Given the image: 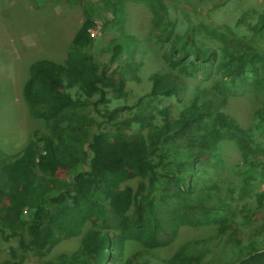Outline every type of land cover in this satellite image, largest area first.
I'll return each instance as SVG.
<instances>
[{
    "label": "rangeland",
    "instance_id": "374dc122",
    "mask_svg": "<svg viewBox=\"0 0 264 264\" xmlns=\"http://www.w3.org/2000/svg\"><path fill=\"white\" fill-rule=\"evenodd\" d=\"M121 4L115 12L109 8L110 0H0V178L4 164L17 160H33L36 173L43 174L39 163L50 166L53 160L51 139L57 141L70 135L87 142L92 131L108 129L115 122L125 123L128 133L147 134L152 126L162 124L165 107L171 117L180 116L193 96V86L226 95L220 111L229 120L245 128L255 122L264 105V90L258 84L264 79V27L255 31L251 26L264 9V0H123ZM87 16L94 21L90 52L104 75L82 110L87 118L85 125L76 126L65 113L56 115V123L46 121L33 112L37 103L30 101L29 80L54 82L56 91L63 92L68 80L56 64L64 61L74 33ZM212 33L222 35L224 40ZM118 38L127 44L126 49L111 64L108 46ZM172 39L211 47V75L176 74L162 55L163 41L167 44ZM35 64L38 68L32 71L30 66ZM230 66L240 68L241 75L234 81L237 85H226V79L221 78V71ZM169 83H174L177 91ZM66 89L71 97L77 96L78 84ZM172 89L175 93L170 92ZM153 92L155 95H150ZM213 121L215 118H207L199 123L208 127ZM43 135L52 138L44 140ZM221 144L219 149L209 151L206 159L195 158L199 161L194 176H199L195 195L206 196L213 206L210 220L214 221L197 227L181 226L175 236L165 235V240L173 239L167 245L149 250H143L136 241H123L119 262L137 251L132 264H165L183 243L187 245L186 254L200 256V264H214L225 257L235 259L252 247H263L264 181L250 184L240 180L249 162L242 157L235 140L225 139ZM64 160L65 163L53 164L44 175L53 173L68 179L78 156ZM133 182L130 183L135 185ZM207 200L204 199L206 206ZM94 226L87 222L84 230L74 236L57 234L55 241L37 253H23L17 238L5 240L0 236V264L15 262L21 254L22 264L45 260L59 263L62 256H70L79 248L83 232ZM200 237L206 238L199 240Z\"/></svg>",
    "mask_w": 264,
    "mask_h": 264
},
{
    "label": "trees",
    "instance_id": "16d2710c",
    "mask_svg": "<svg viewBox=\"0 0 264 264\" xmlns=\"http://www.w3.org/2000/svg\"><path fill=\"white\" fill-rule=\"evenodd\" d=\"M122 1L110 0L109 8L116 12ZM93 25L92 17L83 19L65 51L64 61L56 64L57 70L68 80V86L62 87L63 92L56 91L54 82L29 80L30 101L37 103L33 112L46 121L56 123V115L65 113L66 118H73L76 126L85 125L87 118L82 110L90 103L96 91L95 84L104 75V71L98 70L100 64L95 55L90 52L94 41L90 33ZM263 27L264 9L258 12V19L251 28L259 31ZM212 35L224 40L222 35ZM165 42L163 58L173 65L176 74L211 75L212 72H208L214 54L211 47L196 46L192 41H187L186 45L175 39ZM126 45L119 38L111 42L108 46L111 64L124 53ZM107 66L105 69L109 68ZM37 68V64L30 66L32 71ZM240 75L239 67L230 66L221 71L226 85H237L234 81ZM73 84H78L75 97L66 89ZM258 84L264 90V79ZM168 85L176 90L174 83ZM173 89L171 93H175ZM224 97L226 95L193 86V96L180 111V116L171 117L165 107L162 124L152 126L147 134L142 131L128 133L125 123L115 122L108 129L92 131L87 142L70 135L57 138V141L52 140L51 135H43L44 140L51 139L53 158L50 166L39 163L43 174L36 173L33 160L5 163L1 170L0 236L5 240L17 238L23 253H37L55 241L57 234L65 237L80 234L89 222L95 226L83 232L81 244L72 255L62 256L59 263L45 260L39 264H106L107 261L132 264L138 252L132 253L133 256L123 263L119 262L121 242L136 241L143 250H149L167 245L173 239L165 240V235L175 236L181 226L197 227L214 221L210 220L213 206L206 196L195 195L198 187L195 181L199 180V176L194 177L199 163L195 158L206 159L207 153L219 149L223 140H235L242 157L250 165L240 174V180L250 184L264 181V105L256 114L255 122L245 128L220 111ZM207 118H215L217 125L213 121V125L201 127L199 122ZM76 155L78 163L70 169L68 179L53 173H50L52 176L44 175L56 162L65 163L64 159ZM133 180L135 185L130 183H134ZM186 246L181 244L165 264H200V256L185 253ZM21 255L15 262L7 260L2 264H22L24 257ZM223 260L214 264H264V245L259 249L252 247L235 259L225 257Z\"/></svg>",
    "mask_w": 264,
    "mask_h": 264
},
{
    "label": "built area",
    "instance_id": "2783aa9c",
    "mask_svg": "<svg viewBox=\"0 0 264 264\" xmlns=\"http://www.w3.org/2000/svg\"><path fill=\"white\" fill-rule=\"evenodd\" d=\"M90 33H91V35H92V32H91V30H90Z\"/></svg>",
    "mask_w": 264,
    "mask_h": 264
}]
</instances>
